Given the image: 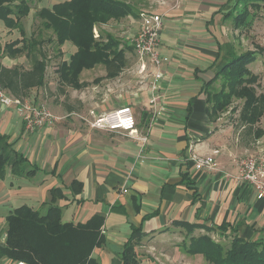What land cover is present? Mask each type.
Instances as JSON below:
<instances>
[{
    "label": "crops",
    "instance_id": "1",
    "mask_svg": "<svg viewBox=\"0 0 264 264\" xmlns=\"http://www.w3.org/2000/svg\"><path fill=\"white\" fill-rule=\"evenodd\" d=\"M123 1L136 14L119 21H134L135 32L141 24L140 13L163 16L159 51L168 60L160 67L163 77L155 104L149 89L155 68L147 60L145 70L139 71V60H129L127 50L126 64L117 76L99 74L89 94L78 93L64 103L60 98L49 109L63 118L38 131L26 133L17 111L0 103V135L8 137L29 166L37 167L29 176H17L8 168L0 178V243L6 240L5 219L13 209L24 204L45 212L53 201L61 208L62 222L84 223L94 214L103 216L104 242L92 250L97 264H122L123 247L129 239L134 241L138 264H210L199 254L187 253L181 245L187 240L186 233L174 221L207 226L228 223L246 239L264 238V197L238 179L239 158L264 154V145H258V138L255 145L247 137L250 134L234 130L223 113L211 119L206 111V95L218 82L205 83L228 53L235 52L231 35L236 29L219 26L233 0ZM0 26V35L14 30ZM18 32L8 40L2 34L0 43L21 39ZM0 62L21 70L32 67L25 52L15 57L4 54ZM58 67L50 70L46 64L44 78L53 71L58 77ZM82 71L78 77L84 85L75 89L89 85ZM43 85L31 87L26 99L41 103L31 90ZM122 105L131 106L137 128L148 133L146 143L141 145L120 130L89 127L74 117L76 111L85 114L89 108L104 111ZM193 155H212L216 168H196L190 160ZM200 233H205L203 228L195 229L194 235ZM210 233L225 240V234ZM14 262L0 257V264Z\"/></svg>",
    "mask_w": 264,
    "mask_h": 264
},
{
    "label": "trees",
    "instance_id": "2",
    "mask_svg": "<svg viewBox=\"0 0 264 264\" xmlns=\"http://www.w3.org/2000/svg\"><path fill=\"white\" fill-rule=\"evenodd\" d=\"M238 5H241L239 11L236 10ZM262 6L264 0H233L232 8L224 18H231L235 29L247 28ZM29 11L30 5L25 0H0V20L7 28H18L22 35L21 39L16 38L3 45L0 43V57L4 54L15 57L25 52L32 61L29 70L9 68L0 62V89L21 99L28 97L31 87L44 84L47 64L41 49L44 40L24 35L20 19ZM134 14L131 4L123 0H63L52 3L50 7L43 6L37 15L43 19L42 26L51 30L56 44L69 42L76 48L68 59L58 62L60 80L72 88H80L84 83L79 80V73L97 64L105 66L106 76H117L126 64V50L135 52V49L127 40L104 30L102 25ZM96 28L98 36L93 32ZM258 54L256 50L231 51L214 77L205 83L210 85L221 79L220 90L206 95L209 118L219 117L235 98L242 100L238 122L246 129V134L253 130L255 139L264 134L263 129L254 127L264 115V94L257 92L258 75L249 67ZM7 139L6 135H0V178L8 168L17 176L32 175L37 167L29 166L27 158L13 149ZM55 197L53 192L52 200ZM46 209L40 212L23 204L6 215V240L0 243V257H9L13 261L22 259L29 264H97L92 258V250L104 242L101 232L103 216L94 214L84 223L74 224L61 221V208L53 201ZM173 223L186 233L187 240L181 245L187 253L199 254L210 264H264L263 237L246 239L228 223L212 226L182 220ZM197 228H203L205 233L194 235ZM214 230L227 238H214L210 233ZM122 264H138L133 240H127L123 247Z\"/></svg>",
    "mask_w": 264,
    "mask_h": 264
},
{
    "label": "rangeland",
    "instance_id": "3",
    "mask_svg": "<svg viewBox=\"0 0 264 264\" xmlns=\"http://www.w3.org/2000/svg\"><path fill=\"white\" fill-rule=\"evenodd\" d=\"M25 1L28 5H30V11H29L28 15L23 16L20 19L21 24H22V28L24 30V35H26L27 37L34 35L37 39L44 40L43 47H41V49L45 53L47 67L50 70H52L53 67H56L59 64L58 62L60 60L68 59L69 55L73 52L75 46L73 44H70L69 42H65L62 45H57L55 40H54V36H53L51 30L50 29L47 30L44 28V26H42V20L43 19L39 18V16L37 15V12L43 6H49L50 7L52 3L56 2V1H63V0H25ZM240 7H241V5H238L236 7V10L239 11ZM226 11H228V9ZM223 16H224V14H223ZM223 16L220 20L219 26L221 28L225 29L224 27L230 25V29H232V23H230L231 18H230V20L227 21L226 19H228V18L223 19ZM0 23L2 25L4 24L3 21H0ZM133 23H134V21H133ZM133 23L131 22V19L130 20H122V21H119V20L116 21L115 20V21L108 22L106 25L105 24L102 25L103 26L102 28L104 30L110 32L115 37H118L122 40L123 39L127 40V43L129 45H131V42L133 41V35H134V33H136L135 29L132 25ZM18 31H20V30L17 28H14L13 31L12 30L10 31V35H9V33L6 34L4 32H2L1 35L2 34L6 35V36L3 35V37H5L8 40L7 37L19 35ZM93 32L95 33L96 36H98V34H99L98 28L93 30ZM235 32L236 33L231 35V38L233 40L231 43V46H232V48L235 47L236 53H241V52H245L248 50L259 51V54L257 55L258 56L257 59L254 62H252L249 65V67H250L251 71H253L254 73H256L258 75V80H257V84H256L257 92L264 94V6H262L261 9L258 10L257 13L255 14V18L252 21L251 26H247V28L236 29ZM1 35H0V37H1ZM238 42H240V44H238ZM239 45H240V47H239ZM222 46L225 47V43H223ZM158 50H159V48H158ZM48 53H49V55H51L49 58H47ZM127 53H128V50H127ZM128 59L129 60L132 59V60H135L136 62H138V60H136L137 56H136L134 51H131V53L128 54ZM28 62L30 64L29 60H28ZM97 66H99V65H96L92 69H88V70L85 69L82 71L81 74L83 77H85L84 79L85 80L89 79V81H88L89 85L87 87H84V89H82V88L81 89H75V88L73 89L71 86L63 83V81H61L59 79V77H57V74L53 71V72H50L45 77L46 79H45V84L43 85V87H40L38 89L33 88L31 91L35 92L37 97L40 96L41 101H39V102L46 104V106H48V108L51 109L52 106L57 105L56 102H60L61 99H63L62 103H64L65 102L64 100H66L68 102V99L72 98L74 95H76L78 93L80 94L83 92L84 94H89V92H91L90 90H93L96 87L95 85L97 83L96 82L97 81L96 80L97 75L103 74V73L106 74V71H107L104 65H100L99 67H97ZM88 73H90V74L87 76ZM216 82H218L216 85L214 83L210 86L211 87L210 89L212 90L211 92H215V91L220 90L221 79L219 78V80H216ZM65 95H66V97H65ZM241 105H242V100L235 98L233 100V103L231 104V106L227 110L223 111L222 113H223L224 119L227 123H229L231 121L230 125L232 126V128L234 130H240L241 132H246V129H243V127L238 122V116H239L238 112H239ZM63 107H65V106H63ZM79 109L82 110L83 106L80 107ZM76 112L83 113L81 111H76ZM254 127H259V128L264 130V115L260 119V122L255 124ZM249 134L250 135L247 137L249 138V140H251L253 143H255L253 130ZM257 140L260 143L258 145H261V146L264 145V142H262L264 140V136H262L261 138H258ZM255 145H256V143H255ZM254 149L258 153H260L262 151L259 148H254ZM199 257H202V256L200 255ZM202 259H203V261H206L203 257H202Z\"/></svg>",
    "mask_w": 264,
    "mask_h": 264
},
{
    "label": "built area",
    "instance_id": "4",
    "mask_svg": "<svg viewBox=\"0 0 264 264\" xmlns=\"http://www.w3.org/2000/svg\"><path fill=\"white\" fill-rule=\"evenodd\" d=\"M139 16H141V25L133 37L132 45L134 46L137 60L140 62L139 71L145 70L147 60L155 68V71L152 73L153 80L150 82L149 87L152 94L151 103L155 104L157 98L155 92L158 90L159 81L163 77L160 67L164 61L168 60L158 50L163 16L160 13L152 11H144ZM0 103L9 107L11 106L17 111L21 116L22 122H24V130L28 134L63 118L53 114L44 104L15 98L3 89H0ZM74 116L92 128L103 131L120 130L132 139L140 141L141 145L148 140V133L141 132L137 128L136 118H134L132 108L129 105H122L118 106V108L104 111L89 108L86 114L75 112ZM216 152L218 150H214V153ZM239 159L238 179L254 187L258 193V197H264V154H251ZM190 160L193 161L194 166L198 169L213 170L217 166V162L212 155H193L190 157ZM13 264L29 263L21 259L15 261Z\"/></svg>",
    "mask_w": 264,
    "mask_h": 264
}]
</instances>
